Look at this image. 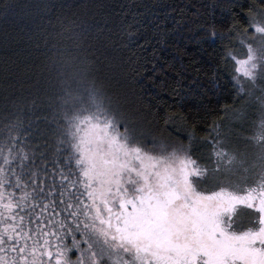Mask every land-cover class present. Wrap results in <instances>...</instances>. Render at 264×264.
<instances>
[{
	"label": "snow or ice",
	"instance_id": "snow-or-ice-1",
	"mask_svg": "<svg viewBox=\"0 0 264 264\" xmlns=\"http://www.w3.org/2000/svg\"><path fill=\"white\" fill-rule=\"evenodd\" d=\"M9 2L3 0L0 8ZM191 7L190 17L176 21L179 28L158 24L150 39L140 36L148 24L137 22L139 11L131 15L126 34L143 50L183 29L195 37V46L207 43L209 52L218 51L217 72L226 70L233 107L260 93L255 128L244 139L264 145V0H249L247 7L237 0ZM217 7L231 14L227 26L204 10ZM75 61L63 55L53 60L54 76L45 66L40 88L17 87L7 75L0 88V264H264V148L261 171L239 194L217 189L190 197L193 181L219 173L220 163L231 164L234 153L223 141L205 137L210 169L199 158L195 128L181 135L172 127L179 117L167 114L148 121L147 128H130L139 121L118 118L111 97L89 79L85 62ZM135 63V74L154 86L161 74L156 63L150 64L151 76L138 56ZM239 115L245 116L243 108ZM152 149L167 155L157 157ZM209 203L206 227L184 223L200 217L201 206ZM239 210L255 214V227L242 234L218 219Z\"/></svg>",
	"mask_w": 264,
	"mask_h": 264
},
{
	"label": "trees",
	"instance_id": "trees-1",
	"mask_svg": "<svg viewBox=\"0 0 264 264\" xmlns=\"http://www.w3.org/2000/svg\"><path fill=\"white\" fill-rule=\"evenodd\" d=\"M237 2L247 7L249 0ZM209 3L211 0H10L0 8V88L5 75L17 87L40 88L48 75L45 66L54 76L58 65L53 60L61 55L66 59L75 57L76 64L85 62L89 79L94 80L100 93L111 97L119 114L134 117L145 128L148 121L159 122L167 114L179 117L172 121L177 133H190L195 128L199 141L213 137L234 108L226 70L217 72L218 51L209 52L207 43L205 47L195 46V37L183 29L168 35L166 43L153 41L143 50L136 49L126 34V25L133 22L131 15L139 11L142 15L137 16V22L148 24V31L140 36L150 39L159 31L158 24L179 28L176 21L192 15V4ZM180 8L184 10L183 17ZM204 10L211 11L210 19L222 26L231 23L227 11L218 7ZM212 47H217L215 42ZM137 56L139 66L146 67L150 76V64L156 63L155 71L161 74L156 76L154 86L135 74ZM193 79L194 86L190 84ZM177 87L179 92L174 91ZM84 96L87 101V93Z\"/></svg>",
	"mask_w": 264,
	"mask_h": 264
},
{
	"label": "rangeland",
	"instance_id": "rangeland-1",
	"mask_svg": "<svg viewBox=\"0 0 264 264\" xmlns=\"http://www.w3.org/2000/svg\"><path fill=\"white\" fill-rule=\"evenodd\" d=\"M260 93L257 91L254 95L248 98L247 104L238 103L236 106L229 111L222 122V126L218 131L213 132V139L223 141L222 147L227 148L229 153H234L235 159L231 164L220 163L221 171L219 173L211 174L206 180H194L193 187L189 190L188 195L190 197H195L197 194L205 195L211 194L217 189L224 191H231L234 194H239L243 191L246 184H251L254 181V177L261 171V161L258 159L260 149L264 148V145L255 146L250 140L244 139L245 134H252L255 124L253 123V118L259 108L257 97ZM87 103L86 99L84 101ZM245 110V116L241 117L239 115L240 109ZM116 111L117 117L121 118V113ZM123 118L128 119L123 115ZM129 127H136L139 130L141 124L129 125ZM145 128V127H144ZM175 132H179L174 129ZM134 135H136L134 133ZM148 139V137H144ZM166 142V141H165ZM202 145V152L199 158L203 163L207 164L211 169L213 166L212 153L210 145L204 143V140H200ZM154 154L159 157L161 155L166 156L167 150L161 152L159 149H152ZM169 163L175 165V161H169ZM159 169L163 171L164 165L157 161ZM256 165V166H254ZM208 190H202V189ZM201 189V191H200ZM183 193V190H182ZM191 202V201H189ZM211 207V203L208 204ZM202 206L200 211H202ZM237 219L239 221L243 220L248 216L244 210H239L237 213ZM197 221H201L202 216L195 217ZM194 222V217L185 220L184 223L188 224L189 227L191 223Z\"/></svg>",
	"mask_w": 264,
	"mask_h": 264
},
{
	"label": "flooded vegetation",
	"instance_id": "flooded-vegetation-1",
	"mask_svg": "<svg viewBox=\"0 0 264 264\" xmlns=\"http://www.w3.org/2000/svg\"><path fill=\"white\" fill-rule=\"evenodd\" d=\"M202 190H208V189H202ZM201 191V189H200ZM202 211H201V216L202 219L201 221H197L196 218L194 217V222L199 224L202 228L206 227V223L208 218L211 215V207L209 205H202ZM248 216H246L245 219L239 221L237 219V213L238 211H235L234 213H222L218 219L224 221L226 224H231L232 228L231 231L236 234H242L245 231L254 228V220H255V214L252 212H248L244 210Z\"/></svg>",
	"mask_w": 264,
	"mask_h": 264
}]
</instances>
